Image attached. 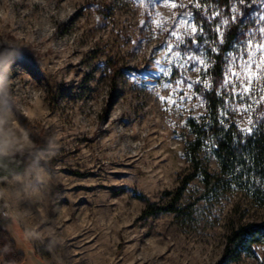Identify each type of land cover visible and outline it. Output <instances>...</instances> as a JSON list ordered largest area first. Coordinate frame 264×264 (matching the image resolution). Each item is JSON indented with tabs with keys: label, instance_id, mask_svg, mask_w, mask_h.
Instances as JSON below:
<instances>
[{
	"label": "rangeland",
	"instance_id": "rangeland-1",
	"mask_svg": "<svg viewBox=\"0 0 264 264\" xmlns=\"http://www.w3.org/2000/svg\"><path fill=\"white\" fill-rule=\"evenodd\" d=\"M216 4L227 12L226 0ZM174 11L157 6L141 26L149 17L135 0H0V152L25 158L23 171L0 180V226L25 255L21 264H264V243L232 236L263 220L264 208L237 184L205 187L186 160L188 121L201 122L206 108L199 86L164 87L171 78L161 68L192 82L202 75L167 54ZM190 11L206 30L196 39L209 45L185 36L175 51L210 57L209 80L219 81L212 67L220 56L222 70L224 57L209 47L231 51L236 28L211 44L217 21ZM145 67L150 79L134 84L130 73ZM174 89L192 98L165 111L157 93ZM248 119L235 117L241 128ZM199 156L220 173L208 140ZM179 187L178 211L159 209Z\"/></svg>",
	"mask_w": 264,
	"mask_h": 264
},
{
	"label": "snow or ice",
	"instance_id": "snow-or-ice-1",
	"mask_svg": "<svg viewBox=\"0 0 264 264\" xmlns=\"http://www.w3.org/2000/svg\"><path fill=\"white\" fill-rule=\"evenodd\" d=\"M135 3L144 7L145 15L149 17V20L141 21V26L150 22L152 13L157 6L171 3V7L176 10L173 12L175 23L172 29L168 31L169 35L176 38V43L168 45L167 54L191 62L187 65L173 62V66L177 69L185 67L186 71L202 73L195 82H192L183 74H181L180 79H176L171 71L161 68L160 72L171 78L170 83L165 84L164 87L168 88L174 82L177 85L185 84L187 88L192 89L195 84L199 86L196 88V95L198 96H203V93L212 91L215 96L219 97V104L223 111H216L213 114L211 126L219 125L221 132H230L233 137L238 138L239 143H243L247 137L255 135L257 131L264 128V103H262L264 102V95H261L259 99L256 98L258 91L264 92V0H226L227 12L221 11L216 0H211V3L209 0H187V3L184 0H135ZM212 5H215L214 9ZM191 8H195L197 12H209L212 19L217 21L215 28L212 29L217 35L211 40V44L223 45L226 42L227 33L233 27L236 28L238 35L235 42L230 45L231 51L225 53L219 48L209 47V52L224 57L219 81L209 80L211 76L209 65L212 64L210 57L198 59L196 56H188L184 58L180 52L175 51L180 44L184 43L185 36H188L193 44L202 42L209 45L208 39L202 41L196 39L197 37H204L206 30L195 19L194 13L190 11ZM176 25L184 26L183 33H177ZM157 27L166 30L163 29L162 24L158 23ZM155 63L159 64L160 62L155 61ZM198 65L203 67H198ZM249 72L253 75H249ZM150 75L148 67H145L139 75L136 71H132L130 78L134 84L140 85L141 80L148 81ZM143 86L150 91H155L156 87V85L150 87L147 83ZM157 98L162 106H167L165 111H181V106L187 105L192 97L183 90L174 89L169 92L168 96L157 93ZM204 98L206 99V97ZM253 102L256 105L255 109H253ZM233 104L235 106H232ZM241 106L245 107L242 108ZM209 111H212L211 106H209ZM238 114L241 119L245 116L249 117L248 128H241L236 123L235 117ZM232 128H235L236 131L233 132ZM198 139L200 138L198 137ZM200 142L204 144L206 141L201 139ZM208 142L212 153L215 154L218 144L211 137L208 138ZM217 158L219 159V157ZM244 164L245 161L241 159L239 166L232 167L230 170L238 172L237 179L242 181V186L248 188L250 184ZM261 183L264 184V180Z\"/></svg>",
	"mask_w": 264,
	"mask_h": 264
},
{
	"label": "trees",
	"instance_id": "trees-1",
	"mask_svg": "<svg viewBox=\"0 0 264 264\" xmlns=\"http://www.w3.org/2000/svg\"><path fill=\"white\" fill-rule=\"evenodd\" d=\"M220 56L212 67L213 76L218 79L221 76ZM205 99V116L201 122L194 119L188 121L193 138L185 143L186 160L192 169L199 173L205 187L213 189L214 187L237 184L245 192L251 202L260 208H264V128H261L253 136L247 137L243 143L238 142V138L224 131L219 130V125L211 126L213 114L221 111L219 97L215 96L212 91L204 93ZM211 106L212 111H209ZM203 128V131H201ZM232 131H236L232 128ZM198 137L200 139H198ZM211 137L218 144L215 157L220 168L219 174L210 173L203 165L200 159V152L203 145L200 140L205 141ZM219 157V159L217 158ZM245 161L246 176L250 187L242 186V181L238 180V172H232V167H238L240 160ZM25 168V158L18 153L3 154L0 152V180L11 175L14 172H21ZM182 191V187L178 188L176 197L172 202L167 203L163 207H159L166 212L176 213L178 207L175 205L177 196ZM233 240L237 243L252 244L264 243V219L257 223H249L239 226L232 234ZM0 258L3 264H21L25 255L18 248L15 240L10 233L0 226Z\"/></svg>",
	"mask_w": 264,
	"mask_h": 264
},
{
	"label": "bare ground",
	"instance_id": "bare-ground-1",
	"mask_svg": "<svg viewBox=\"0 0 264 264\" xmlns=\"http://www.w3.org/2000/svg\"><path fill=\"white\" fill-rule=\"evenodd\" d=\"M51 13V12H50Z\"/></svg>",
	"mask_w": 264,
	"mask_h": 264
}]
</instances>
